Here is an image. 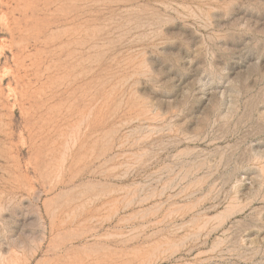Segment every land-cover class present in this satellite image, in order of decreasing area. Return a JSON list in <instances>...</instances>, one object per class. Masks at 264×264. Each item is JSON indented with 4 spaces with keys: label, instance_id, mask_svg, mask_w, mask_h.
Segmentation results:
<instances>
[{
    "label": "rangeland",
    "instance_id": "1",
    "mask_svg": "<svg viewBox=\"0 0 264 264\" xmlns=\"http://www.w3.org/2000/svg\"><path fill=\"white\" fill-rule=\"evenodd\" d=\"M0 264H264V0H0Z\"/></svg>",
    "mask_w": 264,
    "mask_h": 264
}]
</instances>
